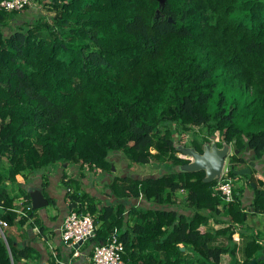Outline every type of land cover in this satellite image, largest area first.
<instances>
[{"label": "trees", "instance_id": "1", "mask_svg": "<svg viewBox=\"0 0 264 264\" xmlns=\"http://www.w3.org/2000/svg\"><path fill=\"white\" fill-rule=\"evenodd\" d=\"M32 2L50 12L29 2L0 6V160L7 161V174L0 170V264L32 256L13 228L33 225L34 209L15 210L7 182L62 165L107 173L113 153L163 170L113 175L108 185L117 201L101 208L70 191L79 181L65 173L69 208L94 216L87 241H104L116 227L125 264H221L226 248L212 242L230 237L247 216L241 182L224 200L214 191L216 178L175 169L189 160L176 144L200 150L220 135L238 153L264 155V0ZM190 125H203V135L186 140ZM229 159L244 160L234 152ZM228 174L236 175L230 167ZM247 181L254 184L252 211H263L264 180ZM139 196L157 205L129 207L133 223L121 229L128 197ZM209 217L227 224L205 230ZM257 247L251 240L248 253Z\"/></svg>", "mask_w": 264, "mask_h": 264}, {"label": "crops", "instance_id": "2", "mask_svg": "<svg viewBox=\"0 0 264 264\" xmlns=\"http://www.w3.org/2000/svg\"><path fill=\"white\" fill-rule=\"evenodd\" d=\"M120 154L113 153L114 161L113 169L107 173H95L93 171H85L80 174L74 167L54 166L50 170L27 172L24 180L8 183V191L14 195V209L23 211V206L29 205V191L38 189L47 203L41 207L33 208V215L30 221L33 225L14 226L13 235L17 243L27 245L32 248V256L21 259V264H89L92 244L87 240L77 245L78 253L74 254L73 250L76 246L70 247L65 244L60 236V226L62 220L69 210V197L67 188L63 183L65 177L77 178L79 186L70 187V191L76 190L78 194H87L91 196V200L101 208L106 204L115 203L117 198L111 191L108 182L113 175L132 177H143L148 174H142L141 171L130 166L129 161ZM246 155V157H244ZM121 156V155H120ZM244 158L241 166H249V173L241 174V183L237 186L241 208L247 211V216L243 222L234 224V228L230 231V237L225 235L218 236L212 243L220 244L226 249L220 254L221 264H241L246 258L252 263L259 261L264 263V210L252 211L253 186L247 181L250 177L264 180V155L257 159L252 152L245 151L241 153ZM120 162V169L116 168L115 163ZM65 164V163H64ZM163 170V169H162ZM154 173V172H153ZM158 174V172H157ZM248 174V175H246ZM155 175V174H153ZM236 188V189H237ZM240 190V192H239ZM24 193L29 195V201L25 203ZM86 202V199H84ZM157 203L153 200L145 199L143 196L137 198L128 197L125 203L124 224L121 229L129 228L133 223L132 217L128 211L131 206L154 207ZM225 219V215H220ZM99 221H96L98 224ZM227 222L224 220H216L209 217L203 225L205 230L213 231L217 227L225 226ZM255 240L258 245L257 250H249L248 243ZM181 249L185 247L180 244ZM125 264V263H124ZM196 264V262L191 263Z\"/></svg>", "mask_w": 264, "mask_h": 264}, {"label": "built area", "instance_id": "3", "mask_svg": "<svg viewBox=\"0 0 264 264\" xmlns=\"http://www.w3.org/2000/svg\"><path fill=\"white\" fill-rule=\"evenodd\" d=\"M25 2H29L31 5L32 0H0V6L19 8ZM235 180V176L231 177L228 174V168L226 171L222 169L219 177L216 178L214 191L219 193L224 200H231L233 197V182ZM0 223L5 224V221H0ZM94 232V216L89 211H78L75 208H69L60 226V236L65 244L74 247V244L78 243V241L81 243L93 236ZM73 253H78L77 246ZM123 253L124 244L119 238L118 229L114 227L107 234L104 241L92 244L89 264H124Z\"/></svg>", "mask_w": 264, "mask_h": 264}, {"label": "water", "instance_id": "4", "mask_svg": "<svg viewBox=\"0 0 264 264\" xmlns=\"http://www.w3.org/2000/svg\"><path fill=\"white\" fill-rule=\"evenodd\" d=\"M176 147L187 158L188 161L179 163L175 166L176 170L179 171H194L203 170V180L210 181L218 178L225 164L226 157L231 153H237V148H232L231 144L226 141H220L218 143L215 137H210L208 140H204L200 143V150L194 145H188L183 143L176 144ZM237 162H230V168L236 175L242 173H249V166H236ZM113 169V165L111 166ZM30 201L29 205L31 208H38L47 203V199L43 197L41 191L38 189H32L29 191ZM80 243L74 244L77 246Z\"/></svg>", "mask_w": 264, "mask_h": 264}, {"label": "rangeland", "instance_id": "5", "mask_svg": "<svg viewBox=\"0 0 264 264\" xmlns=\"http://www.w3.org/2000/svg\"><path fill=\"white\" fill-rule=\"evenodd\" d=\"M31 7L30 9L34 10V11H40L42 13H49L50 11L47 9L46 5H41L39 2H32L31 3ZM28 15H30L29 12H27ZM22 15V13H21ZM20 15V16H21ZM23 16V15H22ZM172 126V125H171ZM204 127L203 125H190L189 127V131L186 132V135H185V139L186 140H189V138H191V136L194 134L196 135L197 137H200L203 135V132H204ZM220 133V132H219ZM219 135V134H218ZM212 137L211 135L209 136V138ZM216 139L218 142L221 141V137L220 135L219 136H216ZM233 146L231 144V150H232ZM233 152H231L230 154H232ZM120 155L119 156V159L122 158V154L121 153H118ZM178 155H180V152L178 151L177 152ZM182 154V153H181ZM229 154V155H230ZM237 155L241 156V153H236ZM229 155L226 157V160H225V164H224V168L223 170L226 171V169L229 167V164H230V159H229ZM246 157V155L244 156ZM128 160V159H127ZM264 160V159H263ZM130 166H132L134 169L138 170V171H141L140 173L142 174H148V175H153V174H157L162 172V165H156V164H151V163H142V164H138V163H133V162H129ZM6 166H7V161H6V157H2V159L0 160V170L2 171V173L4 175L7 174V169H6ZM116 168H119L122 167L121 166V163L120 162H117L115 163L114 165ZM154 172V173H153ZM16 182V181H15ZM236 180L233 182V186H237V183H235ZM11 183V182H9ZM12 184V183H11ZM7 186H8V183H7ZM2 224V223H1ZM4 225V224H3ZM2 233V232H1Z\"/></svg>", "mask_w": 264, "mask_h": 264}, {"label": "flooded vegetation", "instance_id": "6", "mask_svg": "<svg viewBox=\"0 0 264 264\" xmlns=\"http://www.w3.org/2000/svg\"><path fill=\"white\" fill-rule=\"evenodd\" d=\"M218 143H220V142H218ZM232 162H237V163H236V166H237V167H239V166L241 167V161H235V160H234V161H232ZM229 167H230V165H229ZM229 167H228V168H229ZM235 178H236L237 181H240V182H241V175H235Z\"/></svg>", "mask_w": 264, "mask_h": 264}, {"label": "clouds", "instance_id": "7", "mask_svg": "<svg viewBox=\"0 0 264 264\" xmlns=\"http://www.w3.org/2000/svg\"><path fill=\"white\" fill-rule=\"evenodd\" d=\"M185 156V155H184ZM186 157V156H185Z\"/></svg>", "mask_w": 264, "mask_h": 264}]
</instances>
